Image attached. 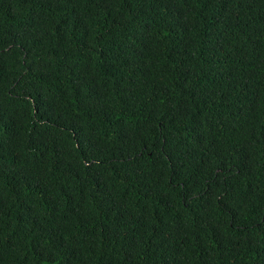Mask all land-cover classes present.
I'll return each instance as SVG.
<instances>
[{"label": "trees", "instance_id": "trees-1", "mask_svg": "<svg viewBox=\"0 0 264 264\" xmlns=\"http://www.w3.org/2000/svg\"><path fill=\"white\" fill-rule=\"evenodd\" d=\"M203 254L264 264V0H0V264Z\"/></svg>", "mask_w": 264, "mask_h": 264}, {"label": "clouds", "instance_id": "clouds-1", "mask_svg": "<svg viewBox=\"0 0 264 264\" xmlns=\"http://www.w3.org/2000/svg\"><path fill=\"white\" fill-rule=\"evenodd\" d=\"M220 105H224L223 102L219 101ZM140 195L141 196H144L146 195L145 194V191L143 190V188L140 187ZM221 229L227 234V236L229 237L230 235V231L231 229H233V224H224V225H221ZM213 236V239L217 242V243H227L226 241H223L222 239L218 238L215 231L213 232L212 234ZM188 238V236L186 237V239ZM32 254H30L31 256ZM33 256V255H32ZM214 263V259H213V256L212 254H203V255H198V258H197V262L196 264H213ZM95 264V263H94ZM97 264H101V263H97Z\"/></svg>", "mask_w": 264, "mask_h": 264}]
</instances>
